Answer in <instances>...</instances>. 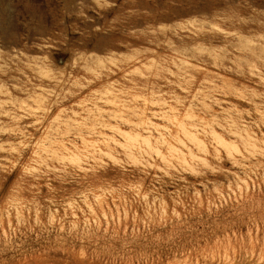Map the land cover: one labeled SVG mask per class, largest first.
<instances>
[{
	"label": "rangeland",
	"instance_id": "rangeland-1",
	"mask_svg": "<svg viewBox=\"0 0 264 264\" xmlns=\"http://www.w3.org/2000/svg\"><path fill=\"white\" fill-rule=\"evenodd\" d=\"M0 264H264V0H0Z\"/></svg>",
	"mask_w": 264,
	"mask_h": 264
}]
</instances>
